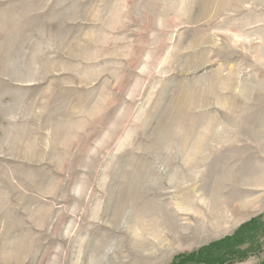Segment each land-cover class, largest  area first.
<instances>
[{
    "label": "rangeland",
    "instance_id": "1",
    "mask_svg": "<svg viewBox=\"0 0 264 264\" xmlns=\"http://www.w3.org/2000/svg\"><path fill=\"white\" fill-rule=\"evenodd\" d=\"M254 218L264 0H0V264H170Z\"/></svg>",
    "mask_w": 264,
    "mask_h": 264
},
{
    "label": "trees",
    "instance_id": "2",
    "mask_svg": "<svg viewBox=\"0 0 264 264\" xmlns=\"http://www.w3.org/2000/svg\"><path fill=\"white\" fill-rule=\"evenodd\" d=\"M264 232V222L254 218L241 224L234 233L199 248L196 252L178 256L170 264H225L234 259L246 257V252L251 250L257 242L259 235ZM244 244L248 247L241 249Z\"/></svg>",
    "mask_w": 264,
    "mask_h": 264
}]
</instances>
